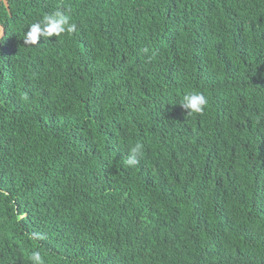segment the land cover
<instances>
[{
	"label": "trees",
	"instance_id": "trees-1",
	"mask_svg": "<svg viewBox=\"0 0 264 264\" xmlns=\"http://www.w3.org/2000/svg\"><path fill=\"white\" fill-rule=\"evenodd\" d=\"M55 9L77 32L25 47ZM0 29V264H264V0H3Z\"/></svg>",
	"mask_w": 264,
	"mask_h": 264
},
{
	"label": "clouds",
	"instance_id": "clouds-1",
	"mask_svg": "<svg viewBox=\"0 0 264 264\" xmlns=\"http://www.w3.org/2000/svg\"><path fill=\"white\" fill-rule=\"evenodd\" d=\"M27 31L23 33L22 41L25 47L38 46L41 38L48 43L50 37H62L77 32L76 23L72 22L71 17L66 11L55 9L51 12L44 13L42 18L27 26ZM208 98L201 92H188L183 95L182 100L178 103L187 116L192 117L201 115L208 105ZM264 120V115H257L256 122L259 124ZM144 145L136 142L130 147L123 163L128 168H136L140 165L144 157ZM30 238L35 241L43 240L41 233H32ZM31 264H44V259L39 251H33L28 257Z\"/></svg>",
	"mask_w": 264,
	"mask_h": 264
},
{
	"label": "rangeland",
	"instance_id": "rangeland-1",
	"mask_svg": "<svg viewBox=\"0 0 264 264\" xmlns=\"http://www.w3.org/2000/svg\"><path fill=\"white\" fill-rule=\"evenodd\" d=\"M0 1H3V0H0ZM0 34H1V29H0Z\"/></svg>",
	"mask_w": 264,
	"mask_h": 264
}]
</instances>
